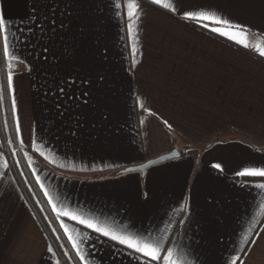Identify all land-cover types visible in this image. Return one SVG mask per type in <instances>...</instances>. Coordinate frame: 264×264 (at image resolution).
Listing matches in <instances>:
<instances>
[{
    "label": "crops",
    "instance_id": "1",
    "mask_svg": "<svg viewBox=\"0 0 264 264\" xmlns=\"http://www.w3.org/2000/svg\"><path fill=\"white\" fill-rule=\"evenodd\" d=\"M128 3L139 6L133 21ZM162 3L172 8L0 0L17 57L9 61L18 140L59 228L80 241L88 264L138 258L58 219L45 192L57 209L159 241L184 264H264V189L255 187L264 178L237 175L264 167V0ZM201 11L247 29L248 48L211 31H234L226 25L183 18ZM214 137L223 141L202 148ZM172 150L180 157L144 175L122 172ZM7 164L0 150V264H58Z\"/></svg>",
    "mask_w": 264,
    "mask_h": 264
},
{
    "label": "snow or ice",
    "instance_id": "2",
    "mask_svg": "<svg viewBox=\"0 0 264 264\" xmlns=\"http://www.w3.org/2000/svg\"><path fill=\"white\" fill-rule=\"evenodd\" d=\"M152 5L162 7L164 9H171L172 6L168 3H162V0H149ZM120 7V5H117ZM139 6L136 3H128V19L129 21H133V17L136 16V9ZM138 18V16H137ZM184 19L186 20H211L213 23L217 25H226L229 29H233L232 32H227L218 27L211 28V31L217 33L221 36H226L231 40H234L237 44H242L243 47L248 48V43H246L247 29H242V26L239 24H232L228 20H222L215 15H209L206 12H185ZM204 26V25H201ZM128 34L129 39L132 38V23L128 24ZM237 37H242L241 39H237ZM0 46H2L3 56L6 61L17 59L16 56L12 55L10 52V43H9V35H8V22L6 21L3 15H0ZM257 51L261 58H264V48H260L257 46ZM132 55L135 57L136 49L133 46ZM135 63V61H133ZM9 68H11V64L9 63ZM8 91L9 93L13 92V76L12 73L9 72L7 77ZM12 113L15 116L16 114V102L15 98L12 99ZM17 137L20 136V127L17 123L16 128ZM41 155L43 153L41 152ZM47 159V157H45ZM213 168L221 170L219 164L212 165ZM238 176H251V177H261L264 178V167L256 168L250 167L245 168L243 171L237 172ZM258 189H264V183L257 184L255 186ZM45 196L48 198V203L52 205V210L56 213L57 218L67 217L71 221H75L77 224L83 226L85 229L90 230L91 232L97 234L98 236L104 237L106 240L111 241L115 245H119L121 248L126 249L128 252L135 254L138 258V264H184L182 258L177 255V253L172 249L168 248L166 252L163 251L162 243L159 241H149L146 239L138 238L136 235L125 233L123 231H119L110 226L101 224L98 221L86 218L76 212L70 211L66 208L57 209V206L53 203L51 197L47 192H45ZM182 223V221H181ZM61 228L64 229L65 235H67L68 240L71 243L72 249L75 252L76 258L79 260V264H88L86 254L80 246V241L74 237L69 229L61 224ZM77 236L79 234L77 233ZM87 239V237H82L81 240ZM51 251V249H49ZM67 255V253L65 254ZM239 259V258H237ZM237 259H233L231 264H237Z\"/></svg>",
    "mask_w": 264,
    "mask_h": 264
},
{
    "label": "trees",
    "instance_id": "3",
    "mask_svg": "<svg viewBox=\"0 0 264 264\" xmlns=\"http://www.w3.org/2000/svg\"><path fill=\"white\" fill-rule=\"evenodd\" d=\"M9 63L11 68H9ZM15 70V64L4 59L2 46H0V150L6 157L7 168L13 173L21 192L50 241L56 253L58 264H79L78 258H76L68 240L58 226L55 215L50 210L42 191L34 180L29 167L28 151L20 144L16 134L12 101L7 84L9 72L12 73ZM218 141H223V139L214 137L202 148ZM189 147L191 146L186 145L184 149ZM263 148L259 147V149ZM181 152L184 153L183 150ZM66 253L67 255H65Z\"/></svg>",
    "mask_w": 264,
    "mask_h": 264
},
{
    "label": "water",
    "instance_id": "4",
    "mask_svg": "<svg viewBox=\"0 0 264 264\" xmlns=\"http://www.w3.org/2000/svg\"><path fill=\"white\" fill-rule=\"evenodd\" d=\"M180 155L181 154L178 150H172L166 154H163V155H160L154 159H151V160H149V161H147L141 165L127 167L122 172H124V173H126V172H140L142 175H144L146 170L149 167L163 163V162L171 160V159L179 158Z\"/></svg>",
    "mask_w": 264,
    "mask_h": 264
}]
</instances>
